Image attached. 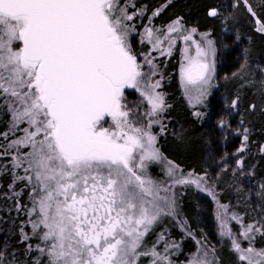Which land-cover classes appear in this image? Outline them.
I'll return each instance as SVG.
<instances>
[{"label":"snow or ice","instance_id":"obj_1","mask_svg":"<svg viewBox=\"0 0 264 264\" xmlns=\"http://www.w3.org/2000/svg\"><path fill=\"white\" fill-rule=\"evenodd\" d=\"M117 5L118 0H0V91L20 106L14 118L32 129L14 143L32 147L25 172L33 175L20 179H35L33 191L41 193L35 202L40 224L33 229L43 225L41 239L54 241L48 264H136L141 238L157 219L145 206L152 183L136 170L159 158L156 138L133 127L121 104L124 89L139 87L143 73L127 41L124 20L131 17ZM259 30L264 32V23ZM14 41L20 43L15 49ZM207 57L199 44L194 57H185L186 86L208 82ZM158 86L144 93L149 115L165 107L154 91ZM105 117L113 121L111 128L103 126ZM234 247L243 251L238 243ZM256 255L261 259H240L261 264L264 250Z\"/></svg>","mask_w":264,"mask_h":264},{"label":"trees","instance_id":"obj_2","mask_svg":"<svg viewBox=\"0 0 264 264\" xmlns=\"http://www.w3.org/2000/svg\"><path fill=\"white\" fill-rule=\"evenodd\" d=\"M247 3L252 12L243 0H135L134 7L145 11L143 22L150 18L153 25L166 27L179 19L185 28L208 33L213 41L214 88L200 116L194 114L179 85V51L165 62L161 91L166 130L158 134L157 147L184 173L206 176L220 202L230 205L244 227L258 226L251 239L238 236L242 246L264 249V32L256 24V20L264 23V0ZM212 9L217 15L209 14ZM134 99H139L141 112L146 104ZM9 119L0 110V264H34L39 252L32 249L34 239L22 240L27 215L16 208L18 202L26 203L27 192L15 194L13 173L3 166L2 139ZM244 128L245 135L241 133ZM160 170V165L148 164V174L159 181L164 176ZM173 206L177 218L161 212L141 238L137 264H166L165 259L155 258L163 247L162 236L176 246L163 253L169 264L188 263L199 247L209 264H248L220 231L216 205L208 195L182 187L177 189ZM231 228L240 234L238 223L232 222Z\"/></svg>","mask_w":264,"mask_h":264},{"label":"rangeland","instance_id":"obj_3","mask_svg":"<svg viewBox=\"0 0 264 264\" xmlns=\"http://www.w3.org/2000/svg\"><path fill=\"white\" fill-rule=\"evenodd\" d=\"M245 4L249 10V4ZM134 6L135 0H118V10L122 9L126 16L131 17V19L124 20V25L128 33L127 41L133 50V54L137 57V62L141 65V72L143 75L139 78V87H126L124 89L121 104L123 105V110L129 113L128 120L130 123H132L133 127L141 128L142 131L149 132L156 138L154 148L158 151L159 158L147 159L144 161L143 169H140L139 167L136 169L138 174L142 175L146 180H150L152 183L153 195L145 197V200L150 201L151 203H146L145 206L149 207L150 211H156L157 216L161 212H165L177 218V208L176 206H173L177 189L191 186L201 193L208 195L215 202L217 209V221L220 231L229 237L232 248L236 251L239 258L241 255H248L254 261L260 260L261 258L257 256L256 253H259L264 249H256L251 245L242 246L238 238V236H240L243 239H251V234L259 231L258 226L251 224L248 227H244L240 217L230 209V205L220 202L218 193L215 192L214 188L208 183L207 179L205 178L206 176L198 175L193 172L184 173L175 163L166 160L161 155L157 147V136L166 130L162 117L166 106L157 114L149 115L151 112V104L149 103L147 96L144 95L145 92L151 93L153 90L149 86L158 82L159 86L156 87L154 91L156 93H160L163 96L165 104V98L161 91V86L163 80L165 79V62L168 61V59L171 58L176 53V51H179L177 75L182 94L190 108L193 109L194 114L196 116L202 115L203 111L201 108L205 106L206 101L214 88L215 82L216 61L213 41L209 37L208 33H199L194 28H185L179 19L174 20L166 27H157L153 25L150 21V18L143 22L145 11L143 9H136ZM120 14L121 13L118 11L117 15ZM256 24L257 30L260 31L259 28L261 23L256 20ZM172 27L175 28V31H169V29ZM148 30H151L153 33L151 38H149L147 35ZM186 36L190 37V39L185 40L184 38ZM157 40L160 41L159 44L156 43ZM209 41H211V44H209ZM197 44H199L201 48L208 52L207 62L211 65L212 70L209 74L207 83L186 86L181 75V68L187 63V60L185 59L186 56L194 57L196 55ZM12 46L15 49L20 46V43L18 41H14ZM134 97L140 98V101L146 104V107L141 106V112L139 108H137L140 106V104L137 102L139 99L135 101ZM18 107L20 106L13 101V98L9 94L0 91V110L2 112L8 113L10 116L8 130L4 133L2 139V143L5 144V148L1 153L2 157L5 159L3 166L9 168L13 173L14 183L12 186L16 190L15 194L20 196L25 194L24 192H27L25 194L26 203L22 205L20 202H18L16 206L17 210L20 208L24 209V213L27 215L26 220L22 222V240H35V242H33L34 245L32 244V249H35L39 253L34 264H37V261H39V264H48L49 257L47 256V249L52 243H54V241H44L41 239L44 232L47 231L43 225L33 229L34 223L38 225L40 224L41 216L38 213V204H35V202L40 199L41 193H39V191H33L35 179H33L31 182H29L26 178L20 179V177L33 175L31 170L25 172V169L28 168V161L30 160L29 154L32 152V147L27 143L14 142L24 140L26 135L25 129H32L29 128L26 120L18 121L14 118V110ZM102 124L104 127L111 128L113 126V121L110 117H105L104 121H102ZM149 124H151L150 127ZM246 132L247 129L244 128L241 133L245 135ZM39 138L40 137H38V139ZM245 139L246 138H244V140ZM244 147L245 146L243 145L242 149ZM134 155L136 157V159L133 161V165L135 167L139 163L140 150L137 149ZM18 160L21 162L19 166H17ZM150 163L160 165L161 170L164 172V176L162 177L161 181L148 174V164ZM179 180H184L186 182L179 183L177 182ZM192 181H196V183H193ZM16 185L17 187H14ZM152 204H155L158 207L153 209ZM34 206L37 208V211H33ZM232 222H236L241 226L239 235H237L232 230ZM162 242L163 247H160L159 254L155 258L158 260L165 259L166 264H169L170 260L168 261L163 253L168 251L170 247L174 246L172 243H167L173 241L167 236H162ZM234 242L238 243L240 245V249L243 251H238L234 247ZM37 246H39V248L45 249V252L41 253ZM249 248L253 249L252 253H247L246 250ZM160 251L162 254H160ZM244 261L248 263L247 260ZM197 262L209 264L208 256L201 247L198 248L197 252L191 256L189 262L186 264H197ZM263 263L264 260H261V264Z\"/></svg>","mask_w":264,"mask_h":264}]
</instances>
